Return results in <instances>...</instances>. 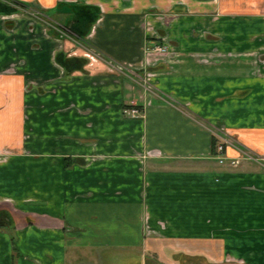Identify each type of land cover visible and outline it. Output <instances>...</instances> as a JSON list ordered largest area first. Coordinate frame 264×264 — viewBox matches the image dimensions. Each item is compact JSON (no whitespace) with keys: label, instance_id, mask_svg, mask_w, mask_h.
<instances>
[{"label":"crops","instance_id":"crops-1","mask_svg":"<svg viewBox=\"0 0 264 264\" xmlns=\"http://www.w3.org/2000/svg\"><path fill=\"white\" fill-rule=\"evenodd\" d=\"M23 1L101 13L0 20V264H264V0Z\"/></svg>","mask_w":264,"mask_h":264},{"label":"built area","instance_id":"built-area-1","mask_svg":"<svg viewBox=\"0 0 264 264\" xmlns=\"http://www.w3.org/2000/svg\"><path fill=\"white\" fill-rule=\"evenodd\" d=\"M47 25L53 26L54 24L47 22ZM54 27V26H53ZM57 31H59L62 35L63 29L59 25L55 27ZM156 52L163 53L166 51V47L162 46H156L154 48ZM92 60H98V57L96 55H88ZM123 116L128 119H141L144 117V110L141 109L137 104L133 103L130 106H126L123 108ZM214 138L216 139V145H215V153L212 155L213 158H215L220 164H225L229 161L231 166H238L240 164V160L243 158H246L247 160H256V161H264V159H258L255 156L243 152L242 157L238 158H228L227 156V149L232 145V141L230 139L229 133L227 130H220L219 132L213 133Z\"/></svg>","mask_w":264,"mask_h":264},{"label":"trees","instance_id":"trees-1","mask_svg":"<svg viewBox=\"0 0 264 264\" xmlns=\"http://www.w3.org/2000/svg\"><path fill=\"white\" fill-rule=\"evenodd\" d=\"M20 4L27 8H30L31 6L29 3H20ZM69 9L72 18V23L69 26V28L73 30V32H75V34L79 36L80 39L86 41V37L89 34L93 24L100 16L101 12L99 8L88 5H73V6H69ZM11 11L12 9L9 7L8 4L0 2L1 13H9ZM50 35L55 38L60 37V35L53 30H50ZM216 142L217 141L213 136L212 155L215 153Z\"/></svg>","mask_w":264,"mask_h":264},{"label":"rangeland","instance_id":"rangeland-1","mask_svg":"<svg viewBox=\"0 0 264 264\" xmlns=\"http://www.w3.org/2000/svg\"><path fill=\"white\" fill-rule=\"evenodd\" d=\"M0 2H3V3H6V4H13V6H15V8H17V9H19V8H21V4L20 3H29L31 6H30V8H28V10L27 11H24V16H30V17H32V18H36V19H39L40 21H42L50 30H53V31H55L56 33H58L59 35H60V37L62 36L61 35V33L59 32V31H57L56 29H55V27H57V25L58 24H60V25H62V26H64L63 25V23H59L58 21H56V20H54V19H49V18H47V17H45V16H43V15H45L44 14V12L43 11H41L40 10V7H39V5H38V3L36 4V2H26V1H23V0H0ZM20 4V5H19ZM24 7V6H23ZM27 8V7H26ZM65 10V9H64ZM36 11V12H35ZM63 11V9H56L55 11L53 10V11H51V12H49V15L50 16H52L53 18H55V19H59V20H63V18H60L59 16H58V13H60V12H62ZM38 12V13H37ZM48 16V15H47ZM46 21L47 22H49V23H52V24H54L53 26H49V25H47V23H46ZM49 33H50V31H49ZM65 38V37H64ZM63 38V39H64Z\"/></svg>","mask_w":264,"mask_h":264},{"label":"flooded vegetation","instance_id":"flooded-vegetation-1","mask_svg":"<svg viewBox=\"0 0 264 264\" xmlns=\"http://www.w3.org/2000/svg\"><path fill=\"white\" fill-rule=\"evenodd\" d=\"M9 5V7L12 9V11L11 12H9V13H1L0 12V20H3V22H5V23H7V27L9 28V29H13L14 28V23L13 22H9V21H14L18 16L20 17V16H22V15H24L25 13H24V11H27L28 10V8H26V7H23L22 5H21V8H19V9H17V8H15V6H13V4H8ZM20 5V4H19ZM36 12V11H35ZM24 13V14H23ZM38 13V12H37ZM43 16H45V15H43ZM45 17H47V16H45ZM47 18H49V17H47ZM50 19V18H49ZM51 20V19H50ZM8 23H11V24H8ZM60 27H62V29H63V34L64 35H62L61 37H59L58 39H61V40H66V41H71V42H78L79 40L81 41L82 39H80L79 38V36H77L76 34H75V32H73V30H71L68 26H66V25H64V26H62V25H60V24H58ZM46 26V25H45ZM46 28H47V34L48 35H50V33H49V31H50V29L46 26ZM51 36V35H50ZM51 37H53V36H51ZM65 37V38H64ZM64 38V39H63ZM83 41V40H82Z\"/></svg>","mask_w":264,"mask_h":264}]
</instances>
